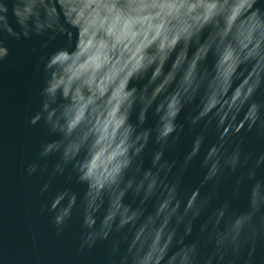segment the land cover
Here are the masks:
<instances>
[{"label": "water", "instance_id": "95a60500", "mask_svg": "<svg viewBox=\"0 0 264 264\" xmlns=\"http://www.w3.org/2000/svg\"><path fill=\"white\" fill-rule=\"evenodd\" d=\"M6 3V12L0 8V38L8 36L11 54L0 63V264H105L111 240L98 243L90 251H79L81 202L91 194L99 201L96 221L109 219L105 216L109 204L102 190L122 174L130 138L146 137L150 132L154 136L161 114L169 110H179L178 123L185 125L180 143L165 153V159L177 161L169 177L172 181L202 127L217 120L221 127L205 132L203 142L195 145L199 155L179 177L180 199L176 204L172 205L171 194L159 192L157 200L145 205L148 213L155 210L149 221L163 217L160 232L181 208V200L191 206L193 200L211 190L210 185H202L206 169L201 161L214 167L225 137L236 142L243 139L245 152L264 151V141L255 129L249 131L246 116L252 101L264 99V40L255 37L264 21L258 12L246 15L248 8L229 0L210 2L203 10L192 4L187 13L191 22L176 26L171 18L179 15V9L173 12V6L166 12L134 16L122 3L108 0H0V6ZM256 3L264 6V0ZM218 15H224V24L217 23L209 31V24ZM52 16L71 36L70 44L58 35L44 49L45 54H55L48 65L52 100L48 115L54 122L66 121L62 125L65 136L77 129L80 132L67 144L50 135L42 124L28 123L40 107L44 82L41 46L52 29L41 36L35 32L46 28ZM141 22H145L144 27ZM23 31H31L33 37L17 41L11 35ZM34 48L37 52L32 51ZM61 54L63 60L59 59ZM146 71L148 75L138 79ZM129 83L138 89L134 96L129 94ZM142 110L147 111V122L136 128L135 115ZM191 117L200 121L195 130H190ZM48 141L56 149L65 148L86 170L91 183H78L75 177L71 181L53 177L59 155L40 157L41 145ZM86 142L91 143L87 154L81 150ZM156 147L150 143L145 149V169L151 168ZM33 163L38 165L37 171L28 175L27 166ZM151 176V171L146 172L141 185ZM234 180L229 176L222 182L220 200L214 204L231 197ZM49 183L51 187L42 191ZM155 189L153 178L149 193L155 194ZM242 192L244 195L233 205L241 213L247 205V187ZM52 197H58L55 205H75L73 219L60 235L52 223ZM111 207H122L126 223L133 225L143 215L141 202L130 194L125 196L124 191L112 200ZM210 210L196 222L190 240L199 238V224ZM147 226L139 225L138 238Z\"/></svg>", "mask_w": 264, "mask_h": 264}, {"label": "clouds", "instance_id": "9594fccd", "mask_svg": "<svg viewBox=\"0 0 264 264\" xmlns=\"http://www.w3.org/2000/svg\"><path fill=\"white\" fill-rule=\"evenodd\" d=\"M108 2L122 3L124 8L134 16H143L148 12L162 10L166 12L169 6H173V12L179 9V15H174L171 22L173 25L180 26L191 22V17L187 14L190 5L195 4L203 10V6L206 4L221 3L223 0H108ZM229 3H234L237 7L248 8L249 11L245 14L249 16L258 12L259 17L264 21V6L256 3V0H229ZM55 7L53 2V12ZM0 8L6 12L9 5L6 3ZM226 15H231V13H226ZM217 23L221 26L224 24V15H218L209 24V31ZM140 26L144 27L145 22H141ZM49 29H52V34L48 36L47 40H43L41 46L43 55L40 58V64L43 68L44 82L40 89V107L29 118L28 123L33 126L42 124L50 135L59 137L67 144L80 132L77 129L71 135L65 136L62 125L66 121L60 120L57 123L48 115V106L52 103L47 83L48 65L55 54H45L44 49L48 47V42L56 40L58 35L64 36L66 42L70 44L71 36L63 31L54 16L46 28H37L35 35L41 36ZM11 35L17 41L33 37L31 31L11 33ZM255 37L257 40H264V27L255 32ZM7 40L8 36L0 38V63H3L11 54ZM32 51L37 52V49L34 48ZM59 59H64L63 54L59 56ZM36 71H41L40 65H37ZM145 75H148L147 71L138 79H144ZM128 88L129 94L133 96L138 91L136 86H131V83ZM178 116L179 110L162 113L159 128L155 131L154 136L150 132L146 137L133 135L130 138L131 147L124 157L126 164L122 174L111 186L102 190L109 204V211L105 213L109 219L96 221L95 214L99 201L94 200L91 194H86L87 199L80 205L82 215L80 218L79 251H90L98 243L111 240L106 252L105 264H264V151L245 152L242 147L243 139L236 142L231 137H225L220 141V151L217 153L214 167L204 159L201 161V167L206 169L202 185H210L211 188L207 194L198 196L192 201L191 206H188V201L181 200V208L172 214L169 224L162 232L159 230L163 217L155 219L154 222L148 220L149 216L155 215V210L148 213L145 205L152 200H157L159 192H164L166 196L171 194L173 206L180 199L178 195L179 177L199 155L195 151V145L203 142L205 132L214 126L221 127L219 120L214 125L209 122L202 127L201 132L193 140L192 149L185 155L183 163L176 173V180L172 181L169 177L176 169L177 161L165 159V153L174 151L181 141L185 125L178 123ZM246 116L249 121V131L255 129L257 137L264 141V99L252 101ZM147 118L146 110L136 112L134 126L142 128L147 122ZM188 123L190 130L200 127V121L195 117H191ZM150 143L157 147L152 152L151 168L145 169L143 154ZM89 148H91V143L86 142L81 150L87 154ZM56 155H59L60 158L53 168V177H65L66 181H71L75 177L78 183H91V178L85 175L86 170L81 169L76 159L71 157L65 148L56 149L50 141L41 145L40 157L42 159ZM37 168V164H29L26 171L28 175H32L37 171ZM149 171L152 176L141 185L140 181ZM229 176L235 177L231 197L214 204V201L220 200L219 187ZM153 178L156 180V189L155 194H150L149 185ZM50 187V183L46 184L42 191H47ZM244 187H247V205L245 211L241 213L237 212L233 205L244 195L242 192ZM121 191H124L125 196L130 194L133 200L141 202L143 215L136 225L126 223V215L123 213L122 207L118 210H113L111 207L112 200ZM57 199L58 197H52L53 203L50 210L53 213V226L56 228L57 235H60L73 219L75 205L71 208L66 202L55 205ZM70 199V197L65 198V200ZM158 207L159 204L156 203L155 209ZM208 209L211 210L199 224V238L190 240L189 238L196 230V222ZM168 211H171V207ZM145 223L148 226L138 238L139 225ZM173 248L176 250L169 255Z\"/></svg>", "mask_w": 264, "mask_h": 264}]
</instances>
